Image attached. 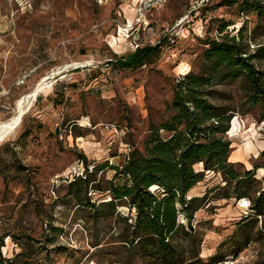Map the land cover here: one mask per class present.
<instances>
[{"label":"rangeland","instance_id":"1","mask_svg":"<svg viewBox=\"0 0 264 264\" xmlns=\"http://www.w3.org/2000/svg\"><path fill=\"white\" fill-rule=\"evenodd\" d=\"M141 1L0 0V264H157L128 244L135 212L125 200L109 204L116 173L106 165L123 167L126 154L145 152L152 129L172 121L177 87L210 72L206 54L225 26L232 36L244 28L246 52L264 74V0L251 13L243 0H163L139 24ZM161 43L148 66L116 64ZM226 74L221 68L206 98L233 118L229 169L247 184L206 174L189 198L208 200L193 233L181 216L186 233L175 244L193 264H264V218L252 210L264 194L256 169L264 110L249 102L244 77ZM128 182L121 174L114 184Z\"/></svg>","mask_w":264,"mask_h":264},{"label":"trees","instance_id":"2","mask_svg":"<svg viewBox=\"0 0 264 264\" xmlns=\"http://www.w3.org/2000/svg\"><path fill=\"white\" fill-rule=\"evenodd\" d=\"M261 3L259 0H243L242 9L251 13ZM229 26L219 30L220 39L210 42L211 48L206 54L212 62L210 72L206 76L189 74L184 83L179 84L172 103L177 115L172 121L151 130L152 136L146 144L145 152L134 150L126 154L128 156L123 167L106 165L107 169L116 173L110 187L113 200L109 204L114 207L117 202L125 200L131 211L135 212V221L129 226L133 229L132 240L128 244L138 246L142 253L157 264L194 263L195 258L186 261L175 239L182 232L186 233L185 226L180 224L182 215H187L193 233L192 222L203 208V203L208 200L209 193L203 198L191 199L189 193L205 180L206 174L220 173L228 179V185L233 182L237 185L247 184V178H243L233 168L229 169L232 143L224 135L231 131L233 118L227 116V113H221L206 98L205 90L212 85L221 68L222 71L224 68L227 77H244L249 86V102L262 104L264 110V74L253 64L256 57L248 56L246 52L244 28L232 36L226 34ZM166 45L161 43L154 47L138 48L134 54L118 60L116 64L124 70H138L157 59ZM165 132L169 136H163ZM201 164L203 172L197 167ZM256 169L264 170V167ZM121 174L128 177L129 182L117 186L114 181ZM253 175L252 170L246 173V177ZM91 182L94 181L90 179L86 182L87 187ZM243 195L242 199L247 194ZM231 199L230 195L223 198ZM252 210L256 217L264 218V194L254 200ZM5 238L7 236L0 240V251L5 247ZM213 261L217 262L218 259Z\"/></svg>","mask_w":264,"mask_h":264},{"label":"built area","instance_id":"3","mask_svg":"<svg viewBox=\"0 0 264 264\" xmlns=\"http://www.w3.org/2000/svg\"><path fill=\"white\" fill-rule=\"evenodd\" d=\"M163 0H142L137 8L136 21L140 24L146 13L161 5ZM230 135V134H229Z\"/></svg>","mask_w":264,"mask_h":264},{"label":"bare ground","instance_id":"4","mask_svg":"<svg viewBox=\"0 0 264 264\" xmlns=\"http://www.w3.org/2000/svg\"><path fill=\"white\" fill-rule=\"evenodd\" d=\"M135 1H137V0H135ZM124 31H125V30H124ZM116 41H117V42H118V41H124V37L120 38L119 40L117 39ZM201 166H203V164H201Z\"/></svg>","mask_w":264,"mask_h":264},{"label":"water","instance_id":"5","mask_svg":"<svg viewBox=\"0 0 264 264\" xmlns=\"http://www.w3.org/2000/svg\"><path fill=\"white\" fill-rule=\"evenodd\" d=\"M68 70H69V69H68ZM66 71H67V70H66ZM64 72H65V71H64ZM64 72H63V73H64ZM23 118H24V117L21 118L20 123L18 124V126L21 125V124L23 123ZM16 128H17V127H16Z\"/></svg>","mask_w":264,"mask_h":264},{"label":"crops","instance_id":"6","mask_svg":"<svg viewBox=\"0 0 264 264\" xmlns=\"http://www.w3.org/2000/svg\"><path fill=\"white\" fill-rule=\"evenodd\" d=\"M231 158V157H230ZM231 160V159H230ZM237 162H239V161H236V163H233V164H238ZM232 163V162H231ZM249 171H251L252 170V168L251 169H248ZM226 203H227V201L228 200H224Z\"/></svg>","mask_w":264,"mask_h":264}]
</instances>
